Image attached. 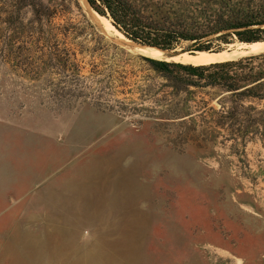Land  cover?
Here are the masks:
<instances>
[{
  "label": "rangeland",
  "instance_id": "rangeland-1",
  "mask_svg": "<svg viewBox=\"0 0 264 264\" xmlns=\"http://www.w3.org/2000/svg\"><path fill=\"white\" fill-rule=\"evenodd\" d=\"M15 1L0 0V264H264V141L221 119L229 92L143 59L208 65L251 42L153 52L82 0ZM198 47L231 54L183 60Z\"/></svg>",
  "mask_w": 264,
  "mask_h": 264
},
{
  "label": "trees",
  "instance_id": "trees-1",
  "mask_svg": "<svg viewBox=\"0 0 264 264\" xmlns=\"http://www.w3.org/2000/svg\"><path fill=\"white\" fill-rule=\"evenodd\" d=\"M86 1L126 38L164 50L173 49L181 41L190 40L198 44L208 35L228 30H233L239 41L264 39V35L261 36L264 32L262 0H213L218 6L209 9L207 17L194 21H177L169 16L175 12V5L191 0ZM202 1L208 3L211 0ZM15 2L32 4L34 0ZM201 49L206 48H197ZM143 59L158 72L170 74L173 69L185 72L189 84L217 86L229 92L228 99L232 106L225 114H221V119L237 124L236 135L242 142H245V136L264 141V52L199 66L149 57ZM68 66L72 64L67 61L66 69ZM73 72L77 75L76 71ZM245 102L251 104L245 105Z\"/></svg>",
  "mask_w": 264,
  "mask_h": 264
},
{
  "label": "bare ground",
  "instance_id": "bare-ground-1",
  "mask_svg": "<svg viewBox=\"0 0 264 264\" xmlns=\"http://www.w3.org/2000/svg\"><path fill=\"white\" fill-rule=\"evenodd\" d=\"M84 5L88 7L90 12L92 13L93 17L97 19L98 21H105L107 22V19L104 16L99 15L97 12H95L88 4L86 0H82ZM109 24V23H108ZM117 34L119 36V39H126L124 35L121 32L117 31ZM128 41V39H126ZM136 46L144 49V50H150L153 52H159L160 50L156 47L150 46V45H142V44H136ZM249 50L255 53H263L264 52V40H257L254 42H251L248 44ZM231 52L229 51H219V52H212V51H195L193 54L189 53H182L183 60L191 63H206L211 61H219L224 60L230 56Z\"/></svg>",
  "mask_w": 264,
  "mask_h": 264
}]
</instances>
